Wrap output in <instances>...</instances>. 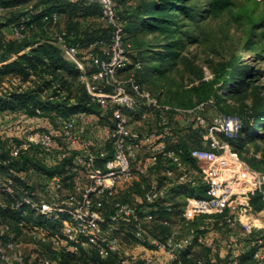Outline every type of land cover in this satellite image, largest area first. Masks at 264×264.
Here are the masks:
<instances>
[{
  "label": "built area",
  "instance_id": "2783aa9c",
  "mask_svg": "<svg viewBox=\"0 0 264 264\" xmlns=\"http://www.w3.org/2000/svg\"><path fill=\"white\" fill-rule=\"evenodd\" d=\"M88 3H98L100 17L111 28L110 41L103 45L102 40H95L90 48L99 47L100 52L87 51L86 56L79 57V43H66L64 32L55 33L53 42L62 50L63 59L71 63L78 71V80L84 86L90 100L99 106L101 113L109 112L113 123L103 125L100 138L101 150H96L93 135L88 129L87 114L77 112L67 118L58 120V127L30 128L22 132L18 140L9 143V155L17 158L21 154L32 155L36 152L41 162L53 166L70 157L71 169H81L82 177L73 184L71 190L64 192L65 181L61 175L39 178L36 187L40 195L31 191L17 189L12 170L0 171V208L20 211L23 217L33 213L46 224L29 222L30 234L42 243L62 254H80L82 250L92 249L100 259L118 255L120 264H130L139 260L141 264H216L222 253L214 250L210 236L203 233L176 237V231L164 240L148 237L142 228L139 210L118 198V189L130 181L137 171L143 172L147 165L135 168L133 160L137 156V148L142 142L149 153L148 164L155 165L159 156L168 158L180 168L183 163L177 152L168 148L171 136V118L174 113L182 116L185 124L195 129L201 124L200 112L205 103L200 102L190 109L172 107L159 102L157 97L145 91L131 74L126 78L118 75L127 67L129 60L123 45V19L121 6L115 0H84ZM4 7L0 5V16ZM59 14L51 12L42 19L54 24ZM25 25H12V35L24 36ZM135 67L140 63L135 62ZM143 109V116H155L158 121L157 130L144 134L133 132L128 125L125 111ZM241 128L238 116L219 114L208 127L206 146L191 151L195 159L209 161L204 176L206 182L203 197H189L187 211L190 213L204 211H221L228 205L231 189L218 175L219 152L225 151L232 160H237L231 153L228 143L219 141L218 134L234 138ZM92 136V137H90ZM97 142V141H96ZM102 160L103 164L99 165ZM171 175V169H167ZM45 177V178H44ZM177 182L195 184L184 168L177 175ZM254 190L260 191L261 181L250 180ZM252 192V190H251ZM165 187L156 182L148 187L145 200L148 203L164 197ZM264 201V195L262 196ZM244 205H232V217H226L225 222L234 227L237 221L245 218V212L251 211L249 195L244 196ZM103 207L107 210L103 211ZM105 212V213H104ZM146 213V212H145ZM147 217L151 218L150 212ZM130 223L134 227V235L142 240L145 236L152 248L143 244L133 243L124 247L117 234ZM164 224H169L167 220ZM24 219L18 221L19 226H25ZM5 240L2 242V236ZM15 233L8 223L0 222V264H24L21 257L9 251L15 250L20 244L13 240ZM193 245L209 251L207 258L194 257L189 251ZM252 248V259L261 264L264 259V238L242 242L233 234L229 236L227 248L231 261L227 264H238V256L243 248ZM123 252L119 255V253ZM37 264H57L55 260L44 257ZM97 264H104L102 261Z\"/></svg>",
  "mask_w": 264,
  "mask_h": 264
},
{
  "label": "rangeland",
  "instance_id": "374dc122",
  "mask_svg": "<svg viewBox=\"0 0 264 264\" xmlns=\"http://www.w3.org/2000/svg\"><path fill=\"white\" fill-rule=\"evenodd\" d=\"M115 1L121 6V14L124 12L128 17L124 47L129 63L125 69L118 72V75L124 79L132 74L142 88L157 97L160 103L178 108L190 109L196 105L193 101L197 97L208 94L199 101L205 103V108L200 112L201 124L195 129L185 124L187 131L184 135L189 153L200 148L199 142H207L208 127L217 115L223 114L221 112L237 113L243 117L245 129L240 140H227L222 133L218 134L219 141L228 143L231 153L237 157V160H232L225 151L219 152L222 157L219 160L218 175L227 181L231 189L228 205L224 209L190 213L187 211L188 197L174 199L165 196L151 203L144 202L145 207H150L151 218L147 217V213L138 214L145 234L151 238L164 240L173 231H176V237L196 233L210 236L214 250L216 253L221 252L223 256L217 258L216 264H227L231 261L227 248L230 234L242 242L264 238L263 206L258 211L251 207V211L245 212V218L241 222L237 221L234 227L225 222L226 217L233 216L232 205L238 207L244 205V196L258 191L254 190L250 180L258 178L261 181L260 191L264 193V117L251 115L255 113L254 110L264 109V0H230V7L217 16H209L205 12L207 0H184V5L191 8L193 16L185 18L177 12L174 17L177 24L171 26L175 30L172 33L148 31L142 25L144 20L153 21L152 18H147L150 17L149 14L144 13H151L157 0ZM7 2L8 6L12 5L10 6L12 8H9L12 19H16L20 14H28L29 9L39 4L47 7L46 11L54 10L58 4V0H7ZM155 15L151 14V17H156ZM34 22L37 26L41 24L39 18ZM76 25L81 30L90 29L91 33L99 31L106 33L104 21L97 11L86 16L79 12L69 19L63 17L56 24V28ZM170 44L174 47L171 48ZM175 47H179V53L175 58L159 57L163 51H170ZM87 51H89L87 48L80 46L79 57L86 56ZM136 61L140 63L138 68L134 66ZM241 67H246V77L244 74L241 76L238 74ZM203 82L205 85H202L200 90L195 89ZM1 83L0 90L3 86H12L7 81ZM248 119L249 128L246 121ZM47 120L57 124L51 117ZM47 120L40 118V123H35L43 125L42 121ZM2 130L3 127L0 129L1 166L7 165L13 159L4 151L5 137ZM158 159L159 163L164 165V157L159 156ZM192 159L199 164V169L205 172V176L209 161ZM68 165L71 166V163ZM30 175L28 170L26 179L31 182L36 176ZM64 177L68 179V174ZM202 179L199 183L206 186L203 175ZM32 189L40 195L38 187ZM118 198L139 208L130 197L118 194ZM249 204L252 206L250 202ZM102 210L106 212L107 209L103 207ZM29 216L35 219L33 213H29ZM164 220L169 224H164ZM117 236L126 248L136 242L143 244L147 249L152 248L146 236L142 240L135 237L134 227L130 223L125 224ZM16 242L20 245L9 253H15L27 262L33 261L36 255L43 254L55 260L57 264H94L96 260L104 264H120L118 255L106 259H99L92 251H89V257L84 258L63 255L54 251L48 243H42L27 232L18 237ZM252 250L243 248L237 257L238 264H257L251 257ZM189 251L194 257L207 258L209 254V251L197 245H193ZM122 253L121 251L119 255ZM130 264L141 262L137 259ZM261 264H264V259Z\"/></svg>",
  "mask_w": 264,
  "mask_h": 264
},
{
  "label": "trees",
  "instance_id": "16d2710c",
  "mask_svg": "<svg viewBox=\"0 0 264 264\" xmlns=\"http://www.w3.org/2000/svg\"><path fill=\"white\" fill-rule=\"evenodd\" d=\"M8 4L7 0H0V5L4 7V12L0 16V83L2 80H5V82H2L3 84L6 83V81L8 84H12L11 87L3 86L2 90H0V121L3 123L10 121V127L2 130L5 137L4 151L9 155V143L11 141L18 140L22 132L27 129L42 127L32 122L35 121V118L47 120L51 117V119L57 121L58 124L59 117L67 118L77 112H84L87 115L91 113L97 116L102 115L103 118L108 117L110 114L109 112L104 114L101 113L99 106L90 100L84 86L78 80V71L74 69L71 63L63 59L62 50L53 42V38H55V33H61L63 31L65 33L63 38L66 43H79L80 46L88 50L100 52L99 47L90 48V45L95 40H102L103 45L108 44L110 41L111 28L105 23L106 33L102 31L91 33L90 29L81 30L77 25L56 28V24L63 17L69 19L72 16H76L79 12L86 16L97 11L100 17V7L96 2L88 3L84 0H58L56 8L48 11H46L47 7L39 4L33 9H29L28 14L16 16V19L11 18L12 13L9 8H12L10 7L12 5L10 4V6H8ZM206 5L205 12L209 16H217L230 7L231 1L207 0ZM51 12H57L59 14V18L54 24L47 23L42 19L43 15H49ZM177 12L181 13L185 18L193 16L191 8L184 5V0H157V2L154 3L152 12L144 13L146 15L149 14L150 17L147 18H152L153 21L149 22V20H144L142 25L148 31L172 33L175 30L174 27L171 26L177 24L176 21H174ZM13 14H15V12H13ZM151 14H156V17H151ZM36 18H39L41 21V24H39L40 26H37L34 22ZM122 19L124 45L125 31L128 24V17L124 12H122ZM20 23L25 25L24 36H13L11 26ZM172 44H170L171 48L174 47ZM178 48L179 47H175V49H170V51H163L159 57L175 58L179 53ZM245 68L246 67L240 68L238 73L240 76L243 74L245 77L247 76ZM154 69H156V67ZM137 82L139 83V81ZM139 85L142 88L140 83ZM202 85L204 86L205 83H201V86L198 85L195 89L200 90ZM206 95L208 94L200 95L193 103L198 104L200 100L207 97ZM185 105L186 104H184V106ZM169 106L177 107L173 105ZM6 112H11L14 116H7L5 114ZM254 112L255 113L251 115L260 118L264 117V109H257L254 110ZM221 113L231 116L236 115L241 119V128L236 137L227 138V140H240L242 132H244L245 129L243 117L237 113ZM248 118H250V116H248ZM107 120L104 121V125L108 123ZM47 121L51 123L49 120ZM246 121L248 122L247 128H249V119ZM30 123L33 124L28 125ZM51 124L54 128L58 127L56 123ZM1 136L0 134V138ZM182 136L184 138L181 144V159L191 166L199 167V164L192 159L190 153L187 151L186 144L188 142L185 141V135L183 134ZM199 146L202 147L201 142H199ZM68 162H70V157L60 161L57 165L46 166L41 162V158L36 152H33L32 155L25 153L17 158H13L7 165H0V171L7 172L9 169L12 170L16 174L14 179L17 189L31 192L33 190L32 188L36 187L39 183V178L41 179V176L37 177L36 173L40 172L45 177L55 174L60 175ZM28 170H30L31 175L34 174V176H36L31 182L26 179V176H20L21 172L27 173ZM34 171L36 172L34 173ZM205 188L206 186L199 183L196 186L184 187L182 189L187 196L203 197L205 195ZM255 192L256 193H251L249 195V202L252 205L251 207L258 211L262 206L264 207V201L262 199L264 193H262V191ZM21 219H24L26 222L25 226L18 225V221ZM31 221L38 224L48 223L38 216L32 219L29 214L23 217L20 211L12 210L8 207L0 208V222L10 225L11 231L15 233L13 237L14 241H17L18 237L23 236L25 232L30 234L29 222ZM1 239L2 242H4L5 235H3ZM89 251H92L99 258L92 249L82 250L80 254L63 255H77L84 258V256L89 257ZM40 253L42 254V252ZM44 257L43 254L36 255L33 261L27 262L26 259L22 261L24 264H37ZM88 261H90V259H88ZM98 262L100 261L96 260L94 264Z\"/></svg>",
  "mask_w": 264,
  "mask_h": 264
},
{
  "label": "crops",
  "instance_id": "0c3cea01",
  "mask_svg": "<svg viewBox=\"0 0 264 264\" xmlns=\"http://www.w3.org/2000/svg\"><path fill=\"white\" fill-rule=\"evenodd\" d=\"M142 111L143 109L141 108L125 111V116L128 120L129 128L133 132H137L139 134H144L151 130H157L159 124H158L156 117L155 116H143ZM5 114L10 117L14 116V114L13 113L11 114V112H6ZM39 119L40 118H36L35 121H32V122L40 123ZM87 119H88V129L90 130V133L93 135L94 138L92 136L90 137H92L93 141L96 143V146H95L96 150L100 151L101 143L98 140H100V138L102 137V132H103L102 128L104 125V121L108 119L107 120L108 123L112 124L113 119L110 114L108 115V117L103 118L102 115L97 116L96 114H93V113L88 114ZM46 122L47 121H42L44 126L41 124L40 125L37 124V125L42 126L46 129L54 128V126L51 123L49 122L46 123ZM0 123H1L0 129L2 127L3 129L10 127V121L7 123L5 122L3 123L2 121H0ZM186 128L187 127L185 125L184 120L182 119V116L179 115L178 113H174L172 120H171V136L168 142V148L177 152L179 159L183 163L182 168L188 171L189 175L195 179V184L177 182V175L180 173V170L182 168H180L175 163H172V161L168 158L166 159L164 158L165 159L164 160L165 163L163 162L164 165L159 163L160 161L159 159L155 165H152V166L149 165L148 164L149 153L147 151V148H145L144 142H142L141 145H139V147L137 148V156L135 160H133V165L135 166V168H138V167L140 168L142 166L147 165L148 168L144 170L143 172L137 171L135 175H133L130 181H128L127 183H124L118 189L119 195H121L122 197H128V198L130 197L131 201L136 206L139 207L138 208L139 212H142V213L150 212L149 211L150 207L144 206V202H146L145 194L150 184L156 182L159 186L165 187V195H164V197L166 196L165 198H174V199L177 197H188L189 198L193 196L185 195V192L183 191L182 188L196 186L199 184V180L202 179V175L204 178L205 172L203 173L199 169V167L191 166L187 162L181 159V154H180L182 152L181 144L183 142L182 139L184 138L182 135L184 134L185 131H187ZM206 143L207 142L205 141H201V146L202 147L206 146ZM68 164L69 162L64 166V170L60 174L62 177L68 174V179L65 177L63 178L65 181V186L63 190L64 192L71 190V187L73 186V184L77 182L80 179V177H82V174H83V171L81 169L73 171L71 169V166ZM102 164H103V161L100 160L99 165H102ZM200 165H204V164H200ZM167 169H171V172H172L171 175L167 174ZM35 172L36 171H34V173ZM29 173H30V170H29ZM26 174L27 173L25 172H21L20 176H26ZM36 176L37 177L42 176V174L39 172V173H36Z\"/></svg>",
  "mask_w": 264,
  "mask_h": 264
}]
</instances>
